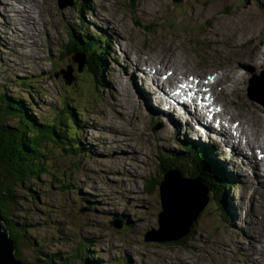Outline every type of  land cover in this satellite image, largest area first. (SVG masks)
I'll return each mask as SVG.
<instances>
[{"label":"rangeland","instance_id":"rangeland-1","mask_svg":"<svg viewBox=\"0 0 264 264\" xmlns=\"http://www.w3.org/2000/svg\"><path fill=\"white\" fill-rule=\"evenodd\" d=\"M147 1L0 0V96L24 100L38 123L51 120L65 103L83 122L79 139L84 156L69 158L47 143L46 161L51 174L18 186L17 194L24 199H18L7 211L9 222L22 230L16 255L24 264H41L54 255L58 256L57 264L67 258L68 264H85L88 260H96L97 264H264V173L260 171L259 180H254L253 171L232 164L233 159L237 163L242 159L231 149L222 154L214 144L202 141V136L193 135L198 137L195 140L189 133L188 137L182 122L176 136L171 137V126L163 134L167 123L162 116H154L158 111L156 98L148 100L149 109L141 102L149 119L141 118L146 114L138 101L137 105L126 103L130 92L140 100L138 89L155 87L146 74H133L137 69L133 60L138 54L142 60L154 62L160 50L170 46L168 40L179 60L189 66L179 73V80L210 74L209 80L215 81L214 74L221 75L228 66L230 72L234 62V55L228 57L230 52L250 45L256 52L258 44L264 43V0H154L151 8ZM112 13L120 17L117 23L112 21ZM78 27H88L84 35L90 39L100 37L91 51L107 48L101 86L89 82L85 54L68 56L71 34L83 36L82 31L77 34ZM256 63L236 72L245 79L243 86L233 78L225 90L219 83L213 86L225 113L230 111L229 116L241 125L244 118L249 120L254 115L264 123V52ZM151 68L158 72L152 70L155 76L150 77L160 80L174 67L157 60ZM123 82L130 90L120 86ZM155 85L162 90L161 83ZM238 86L243 96L235 93ZM200 90L206 91L200 87L196 92ZM116 100L125 105L123 112ZM131 117L137 124L129 129ZM16 119H8V125L18 124ZM223 126L230 131L231 124ZM77 132L73 129L72 134ZM155 138L160 140L158 144ZM185 147L196 151V155L183 161L182 156L188 155ZM178 162L184 176L175 165ZM219 162L225 164L221 165L222 171L218 170ZM200 167L208 172H201ZM224 167L231 177H227ZM174 170L182 174L178 177L184 181L198 177L207 180L213 174L222 183L207 180L212 185L227 186L230 182L221 206H216L209 191L207 196L200 194L191 217L187 223L183 221L173 209L174 190L164 186ZM242 176L256 182L243 184ZM170 182L177 184L178 180L171 175ZM172 216L179 225H171ZM192 227L193 234L184 245L167 246L166 241L157 240L179 239ZM162 228L167 233L159 234ZM177 228L180 230L174 236L172 232ZM81 243L84 250L80 255L77 249Z\"/></svg>","mask_w":264,"mask_h":264},{"label":"trees","instance_id":"trees-1","mask_svg":"<svg viewBox=\"0 0 264 264\" xmlns=\"http://www.w3.org/2000/svg\"><path fill=\"white\" fill-rule=\"evenodd\" d=\"M88 30L87 27H78L77 33H81L82 31L84 32L83 34H85ZM78 36L79 35L76 34L72 36L71 34L70 42H72V45L70 44L71 50H69L68 56L73 57L78 53L85 54L87 59L84 64V69H86V73H88L87 75L90 77L89 82H95L94 87L101 86L100 80L101 77H103L102 68H106L107 50L97 47L96 50L91 51L93 44L97 43L95 39H90L86 37V35H83V37ZM62 56H64V58L68 57L64 54H62ZM23 102L24 100L22 99H17L15 101L6 100L5 94L0 96V211L10 231L11 238L17 244L18 253L21 247L20 232H22V230L16 229V226L9 222L7 211L11 209L13 204L17 203L18 199L23 198L17 194L16 190L18 186H24L31 178L36 180L43 174H51L49 171V164L47 165L46 161V144L52 143L51 146H54L60 151H64L69 158L78 159L84 156V154H81L79 139V132L83 122L77 118L74 109L71 108L68 103H65V106H63L51 120L48 119V121L38 123L36 118L29 114L31 110L29 107L26 108ZM10 118L21 119H16L18 124L10 126L8 125V119ZM73 129H76L78 132L72 134ZM185 150V152L188 153L187 156L185 155V158L194 153L191 149L186 148ZM175 165L178 167L177 169L185 175L180 169L182 166L179 165V162ZM169 170L170 168H168L165 173ZM200 171L208 172L207 169L205 170L204 168ZM54 177L63 179L65 176ZM198 179L202 181V184L209 190V193H212L211 195L215 198L214 201L216 206L220 207L222 199H224L226 188L223 184L218 186L212 184L222 183L221 179H217L213 174L212 176H208L207 179L211 181L212 184L203 177H198ZM28 190H31L30 187ZM61 191H64L63 186H61ZM192 230H194L193 227L187 233L188 235L180 237L179 241H166L167 246H180L186 244L189 237L193 234ZM83 245L84 243H81L77 249L80 255L82 254V250H84ZM55 258H58V256L54 255L41 264H57L55 263ZM68 259L69 258L59 264H68L70 262ZM85 264H97V261L88 260Z\"/></svg>","mask_w":264,"mask_h":264},{"label":"bare ground","instance_id":"bare-ground-1","mask_svg":"<svg viewBox=\"0 0 264 264\" xmlns=\"http://www.w3.org/2000/svg\"><path fill=\"white\" fill-rule=\"evenodd\" d=\"M147 3L149 4V7L150 8H151V6H154V0H149V1H147ZM114 14L112 13V15L111 14L110 15H111L112 21L114 23H117L119 21V18L120 17H118V16L115 17ZM139 14H141V13L139 12ZM153 14H150V15L152 16ZM143 16L145 18H147V19L149 18L145 14H143ZM123 24L126 26V23L125 22ZM121 27L123 28V30H126L127 29V27L125 29V27L122 26V23H121ZM94 39H95V42H96V41H98L100 39V37H96ZM252 40L253 39H251V41ZM166 42L168 44L170 43V46L167 45V47L165 49L160 50L159 54H161V55H158L159 58H157L156 60H154V62H152V63H150L148 60H145V59L142 60V56L137 54V57H136L137 59L136 60H133L135 66L137 67V69H134L133 70V74L135 75V73H137L136 71H139L142 74H146V77H149L150 78V81H151L152 78L150 76L154 77L155 74H153V71L154 70L152 68H151V70H149L150 69V66H153L154 63L157 60H159L162 65L172 64V66L174 67V68H171L168 71V73H172L175 76V77L172 76L173 78L171 80H169V83L168 84H174V81L173 80H175V78H177L179 76V73L183 74L185 72V70L188 69L189 66L188 67L185 66V62L179 60L180 58L175 54V52L172 49L171 42H169V40L166 41ZM156 45H158V44H156ZM258 46L255 48L257 50L256 52L253 51L252 45H250L249 48L247 47L248 49L246 48V49L240 50L238 52H230L229 55H228V57L231 56V55H234V57L232 58V60L234 62L231 63V68H233V69L230 72H228L230 70V68L228 66L225 70H222V71L220 70L221 71V73H220L221 75H218L219 77L214 74V76H216L214 82H210V81H213V80H209L210 74L209 75L201 74L200 77L199 76L197 78L194 77V80H193V83H192L193 87L196 88V89H199L200 87H202L203 83L201 82V80L204 81L207 84H210L209 87H207V86L204 87V89H206V91L203 92V91L200 90V92H196V96L197 95H203L208 90V92H209V94H210V96L212 98L213 105L215 107H217V108H220L221 121L224 123V125H225V123L231 124V127H229L230 128V131H227V129H225L226 126L225 127L223 126V128L221 129V135L223 136L222 137V144H224L223 147H219L218 144L215 145L214 147L218 148V150L222 154L226 151V149L231 148L232 151L235 153V156H237L240 159H242V161H240L239 163L236 162L237 159H233L234 161H233L232 164L238 165V167H240V169L243 170V171H247V172H248V170L253 171L252 172V175L254 173V177L253 178L256 181L259 180V178H258L259 172L262 171V173H264V128L262 127V126H264V123L262 122V120L257 115H254V116L252 115L253 117L251 119H249V120H245L246 118H244V122H242V125L240 124L239 121H235V119H233L232 116H229L230 111H228V112L225 113V109H224V106H223L222 101L219 102L215 98L216 95H217L216 94L217 91L215 93V91L213 89L214 88L213 86H214V83L216 82V84L219 83V85L223 87V90H225V87L228 85L226 83L232 81L231 80L232 78L236 81L235 83H237L239 86H243L246 81H244L245 79L243 78V76L240 75V73L239 74H236V72H238L241 67H247V66L250 67L253 64H257L256 63L257 58L258 57H262V52H264V43L263 42H260L258 44ZM86 47H87V45H86ZM154 47H155V49L157 48V46H154ZM67 48H69V47L67 46ZM143 56H145V55H143ZM239 60H244L246 62L243 64ZM85 62H86V58H85ZM156 68H158V66ZM155 72H158V71H154V73ZM132 78H134V77L132 76ZM210 79H211V76H210ZM155 83H157V80L153 84V86H155L154 88L152 86L151 87L149 86L151 88L150 90L148 89L146 91L145 90H143V91L140 90L139 91V89H138V94H139L140 100L136 98L134 92H130L128 94V96H127L126 103L132 104V105L133 104L137 105L136 104V101H138V105H140V107L143 109V111L146 114V115H141V118L147 116L148 119H149L150 118L149 117L150 114L147 115V112L144 110L143 106L141 105V102H143L144 105L149 109L150 104H149V101L148 100H151V98L154 97V98L157 99V102H158V111L157 112H155L154 111L155 108L152 107V109L154 108V110H152L155 113L154 116L155 117H161L162 116L163 118H165V122L167 123V125L163 129V134H166L167 131H168V128H170V126H171V127H173L172 128L173 131L171 133V137L172 136H176L177 130L179 129L180 122H182L183 125H186L187 126L186 128L189 131V132L186 131V133L188 134V137L190 136L189 135V133H190L191 136H192V138H194L195 140H197L198 137L201 138V136L199 135L200 134L199 129L196 128V126H194V121H195V119H198V117L196 115H192V114H188L187 116H185L184 114L178 113L179 108L178 107L176 108L175 106H173L171 104L170 98L165 93L166 92V89H165L164 82L161 83V85L163 86L162 87V90H158L157 87H156V85H155ZM120 86L121 87H126L127 90H130V88H129V86H128L127 83H124L123 82V84L120 85ZM239 86L238 87H235L234 91H235V93L237 95L243 96L244 94L242 93V91H241L242 89H240ZM156 90H157L158 93L155 92ZM119 101L120 100H116L114 102L119 107V109L123 112V110L126 107H125V105L123 103L120 104ZM219 103H222V104L219 105ZM118 107H116L115 109H118ZM165 107H168V109L170 111L167 110V113H165L164 112V109H163ZM189 110L192 111L194 109H189ZM127 112H130V110L128 109ZM126 114H129V113H126ZM132 118L133 117L130 118L129 123H128V125L130 126L129 129H131V127H133L132 126L133 123H136V121L134 119H132ZM207 118L208 119H212L213 122H211L209 120L211 122L212 128L214 129V132L216 134H219V131L216 129V125H215L216 124V121H215V118L211 114H209V113H207ZM140 121H141V119H140ZM141 122H143V121H141ZM184 128H185V126L182 127V129H184ZM137 129L140 130V131H143V130L140 129V127H137ZM235 131L237 133H235ZM195 134L198 136L197 138L193 136ZM171 137H168L166 139H168V140L171 141ZM205 137L206 138H210V140H211V137H208L206 135H205ZM156 139L157 138H155L154 140L156 141V144H158L157 142H159L160 140H158V139L156 140ZM148 141L151 142V140H148ZM170 141H168V144L171 143ZM202 141H204L206 144H211L210 141H207V140H202ZM162 142H163V144L166 143L165 141H162ZM161 144H159V145H161ZM186 148L187 147H185L183 149H186ZM257 150H259L260 153L256 154ZM183 151H185V150H183ZM195 152L196 151H194V153ZM243 152H247V153L246 154H243ZM195 155H196V153H195ZM184 158H185V156H182V159L181 160L184 161L185 160ZM200 161H202V160H200ZM216 164H217L218 170H221L222 171L221 165L224 164V163L223 162H219V163H216ZM194 166L196 168H198L196 166V164H194ZM224 170H226V174H229L227 172L226 167H224ZM218 172H220V171H218ZM223 172H225V171H223ZM171 175L174 178V180H178V183L177 184L176 183L172 184L170 182ZM178 175H179L178 172H176L175 170L172 171V173L170 175H168V178L170 180L167 181L164 184V186L166 187V185H167V188L168 189H170V190L173 189L174 190V197L171 200L172 204H174L173 205V209L176 210V213L178 215L182 216L183 217V221H185L187 223V220L191 217V214H192L193 210H195V207L197 206V201H198L199 195L202 194V195H206L207 196L209 190L208 189L205 190V188L203 187V185L200 183V182H202L200 179H197L195 181L194 180L184 181V179L179 178ZM227 177H231V175L229 174V176H227ZM235 177H236V175H235ZM240 179H241V182L243 184L246 183V185H248V186H250L249 184H252V182L254 181L252 179L245 178L244 176L240 177ZM165 181H166V179H165ZM198 181H200V182H198ZM256 181H254V182H256ZM229 184H230V182H229ZM229 184L227 186L225 185L226 186V189H228V187H230ZM201 191L203 193H200ZM166 194H167V191L164 194V196H166ZM226 199L229 200L228 193H227ZM164 200H166V199H164ZM229 203H230V200H229ZM163 204L166 206L165 202H163ZM166 214L168 215L167 212H166ZM196 217L194 216V219ZM170 218L173 219L174 217L172 216ZM161 223H162V218H161ZM174 224H178L179 225L178 220H176L175 218H174L173 223H171V225H174ZM185 224H182L181 225V227H180L181 230H183L182 228L185 226ZM190 225H191V223H190ZM180 228L174 229V231L172 232V233H174V236H176V234L180 230ZM166 235L169 237L168 234H166Z\"/></svg>","mask_w":264,"mask_h":264},{"label":"water","instance_id":"water-1","mask_svg":"<svg viewBox=\"0 0 264 264\" xmlns=\"http://www.w3.org/2000/svg\"><path fill=\"white\" fill-rule=\"evenodd\" d=\"M252 98H254V97L252 96ZM255 99H257V98H255ZM257 100H260V99H257ZM118 228H121V225L118 226ZM163 233H167L166 230H164V228H162V230L159 234H163ZM179 239L176 238L174 240H179ZM157 240H159L161 242L174 241L173 239H166V238H157ZM16 250H17V244L11 238L10 231L7 228V225L5 223V219L3 218L1 211H0V264H24L17 257Z\"/></svg>","mask_w":264,"mask_h":264}]
</instances>
